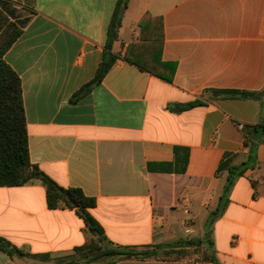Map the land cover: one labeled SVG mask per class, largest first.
I'll return each mask as SVG.
<instances>
[{
    "label": "crops",
    "instance_id": "1",
    "mask_svg": "<svg viewBox=\"0 0 264 264\" xmlns=\"http://www.w3.org/2000/svg\"><path fill=\"white\" fill-rule=\"evenodd\" d=\"M116 2L0 0V50L5 30H20L0 59L20 80L30 162L93 197L90 213L112 244L147 251L189 239L180 249L196 250L115 264H213L205 250L218 264H264V136L207 228L227 182L223 155L232 167L246 162L245 127L264 121V98L215 93L264 90V0H127L114 63L71 102L103 59ZM127 52L163 64L154 68L163 78ZM87 238L73 209L48 208L40 182L0 186V239L25 254L0 250V264H53Z\"/></svg>",
    "mask_w": 264,
    "mask_h": 264
},
{
    "label": "trees",
    "instance_id": "2",
    "mask_svg": "<svg viewBox=\"0 0 264 264\" xmlns=\"http://www.w3.org/2000/svg\"><path fill=\"white\" fill-rule=\"evenodd\" d=\"M126 6L127 0H117L107 30V42L103 59L93 79L75 92L71 97V102L78 101L89 93L94 86L98 85L114 63L116 56L110 52L111 45L117 39V32L121 25V17ZM148 19H150L148 15L143 17L140 22L141 27L146 25ZM19 34L20 30H17L14 26L8 27L5 30L3 38L7 39L4 47L0 50V57ZM142 41H144V39H142L141 42ZM124 60L135 65L142 71L163 78L155 70L157 69L156 66H160V69L163 70V64L155 65L153 61L136 60L130 57L128 52L124 55ZM215 93L226 95L230 98L255 99L261 102L262 98H264V90L260 92L228 90L217 91ZM196 105H201V102L194 101L182 104L175 110L180 111ZM262 110H264V105H262ZM262 136H264V121L261 120L255 125L245 127L244 146L248 149V158L247 161L240 166H229V155H223L218 171L227 169V182L224 187V194L219 199V207L209 216L207 228L210 226L213 219L222 212L223 205L221 203L226 193H228L233 185L235 178L242 176L248 167L254 165L256 148L257 145L261 143ZM35 181L40 182L46 189L48 208L57 209L66 207L68 209H73L82 219L88 235L87 241L82 246L74 248L71 255L57 259L56 264H115L116 261L121 259L150 257L153 255L155 249L166 248L175 250L187 246H194L193 241L189 239L174 244L156 245L153 246L152 250L147 251L112 244L106 238L100 224L90 213V209L96 204L95 199L85 195L80 188H64L58 185L36 165L30 162L20 80L11 68L0 59V186H22ZM207 246L208 249H210V240H207ZM0 250L6 252L10 256L25 255L22 251L16 249L2 239H0ZM40 257L46 259L49 256L44 254ZM205 259L213 264H218L212 253L208 254Z\"/></svg>",
    "mask_w": 264,
    "mask_h": 264
},
{
    "label": "rangeland",
    "instance_id": "3",
    "mask_svg": "<svg viewBox=\"0 0 264 264\" xmlns=\"http://www.w3.org/2000/svg\"><path fill=\"white\" fill-rule=\"evenodd\" d=\"M196 250H170V249H166L164 252H163V254L166 256V257H168V258H179V257H181V256H183V255H185L186 253H193V252H195ZM202 253H203V255H204V257H206L207 255H208V251H202ZM37 261L38 262H42V260H40L39 258L37 259ZM54 262H51V261H49V260H45L44 262H46V263H49V262H51V263H53V264H55V263H57V260L56 259H54L53 260Z\"/></svg>",
    "mask_w": 264,
    "mask_h": 264
}]
</instances>
